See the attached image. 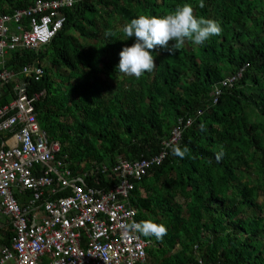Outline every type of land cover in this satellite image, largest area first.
Masks as SVG:
<instances>
[{
  "label": "trees",
  "instance_id": "trees-1",
  "mask_svg": "<svg viewBox=\"0 0 264 264\" xmlns=\"http://www.w3.org/2000/svg\"><path fill=\"white\" fill-rule=\"evenodd\" d=\"M34 1L0 0V13ZM200 2L77 0L62 9L64 25L44 49L15 52L5 67L39 62L42 77L29 80L31 92H43L37 120L88 186H108L94 163L156 156L178 121L191 120L162 164L134 181L129 205L137 223L167 228L162 240L140 234L150 243L140 264H264V0ZM185 3L196 17L216 21L221 35L200 46L186 41L190 49L171 55L157 47L155 69L139 79L119 73L120 51L135 42L123 26ZM242 68L235 86L217 97L215 85ZM177 146L188 149L183 159L173 155ZM10 233L0 229V236Z\"/></svg>",
  "mask_w": 264,
  "mask_h": 264
},
{
  "label": "built area",
  "instance_id": "built-area-1",
  "mask_svg": "<svg viewBox=\"0 0 264 264\" xmlns=\"http://www.w3.org/2000/svg\"><path fill=\"white\" fill-rule=\"evenodd\" d=\"M75 2L35 0L12 15L0 13V102L12 85L0 105V217L11 232L0 236V264L143 263L150 243L139 233L125 235L122 227L137 222L129 205L134 181L160 166L191 124L179 120L156 156L119 159L112 167L94 163L108 186H88L86 175H73L65 157H58L60 143L49 140L37 120L35 103L43 92H31L29 80L42 77L39 62L14 71L5 59L44 49L64 25L62 9ZM240 76L226 78L221 88H232Z\"/></svg>",
  "mask_w": 264,
  "mask_h": 264
},
{
  "label": "clouds",
  "instance_id": "clouds-1",
  "mask_svg": "<svg viewBox=\"0 0 264 264\" xmlns=\"http://www.w3.org/2000/svg\"><path fill=\"white\" fill-rule=\"evenodd\" d=\"M199 7H204L203 0H201ZM122 31L126 38L134 37L135 42L130 47H124L120 51L117 69L119 73L137 79L155 69L156 57L153 55V51L157 47L171 55L180 49L186 41L200 46L209 40L210 37L219 36L222 33V29L216 21L196 17L193 7L187 3L177 7L163 17L140 15L124 25ZM105 35L110 37L114 36L115 33L108 30ZM183 48L190 49L191 44H187ZM244 68L225 77L218 83L219 85H215L220 88L221 94L223 91L220 86L221 82L240 73L241 76L234 83V87L241 79ZM218 87L216 88L217 93L219 92ZM187 152L188 149L186 147L181 149V147L177 146L173 149V155L181 159L185 157ZM221 156L222 153H218L217 160ZM122 227L125 235L139 233L145 237L154 236L157 240H162L167 235V228L163 224H158L151 220L139 223L132 222L124 224Z\"/></svg>",
  "mask_w": 264,
  "mask_h": 264
},
{
  "label": "crops",
  "instance_id": "crops-1",
  "mask_svg": "<svg viewBox=\"0 0 264 264\" xmlns=\"http://www.w3.org/2000/svg\"><path fill=\"white\" fill-rule=\"evenodd\" d=\"M8 58V57H7ZM39 123V122H38ZM5 229V227H4V221H3V219L0 217V229Z\"/></svg>",
  "mask_w": 264,
  "mask_h": 264
},
{
  "label": "rangeland",
  "instance_id": "rangeland-1",
  "mask_svg": "<svg viewBox=\"0 0 264 264\" xmlns=\"http://www.w3.org/2000/svg\"><path fill=\"white\" fill-rule=\"evenodd\" d=\"M249 214H250V213H249ZM176 250H179V247H177Z\"/></svg>",
  "mask_w": 264,
  "mask_h": 264
}]
</instances>
